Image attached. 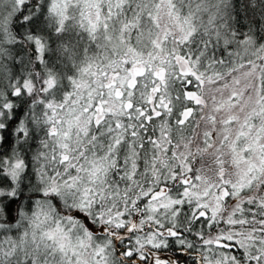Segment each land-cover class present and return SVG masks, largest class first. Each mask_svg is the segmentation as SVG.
I'll use <instances>...</instances> for the list:
<instances>
[{
    "label": "snow or ice",
    "instance_id": "1",
    "mask_svg": "<svg viewBox=\"0 0 264 264\" xmlns=\"http://www.w3.org/2000/svg\"><path fill=\"white\" fill-rule=\"evenodd\" d=\"M0 264H264V0H0Z\"/></svg>",
    "mask_w": 264,
    "mask_h": 264
},
{
    "label": "clouds",
    "instance_id": "2",
    "mask_svg": "<svg viewBox=\"0 0 264 264\" xmlns=\"http://www.w3.org/2000/svg\"><path fill=\"white\" fill-rule=\"evenodd\" d=\"M241 14H243V9L241 8Z\"/></svg>",
    "mask_w": 264,
    "mask_h": 264
},
{
    "label": "trees",
    "instance_id": "3",
    "mask_svg": "<svg viewBox=\"0 0 264 264\" xmlns=\"http://www.w3.org/2000/svg\"><path fill=\"white\" fill-rule=\"evenodd\" d=\"M243 15V14H242ZM247 29H245V31H246Z\"/></svg>",
    "mask_w": 264,
    "mask_h": 264
},
{
    "label": "rangeland",
    "instance_id": "4",
    "mask_svg": "<svg viewBox=\"0 0 264 264\" xmlns=\"http://www.w3.org/2000/svg\"><path fill=\"white\" fill-rule=\"evenodd\" d=\"M259 63V61H257Z\"/></svg>",
    "mask_w": 264,
    "mask_h": 264
}]
</instances>
